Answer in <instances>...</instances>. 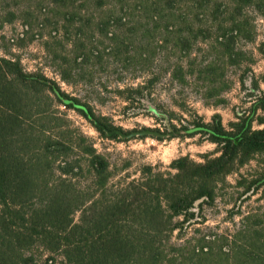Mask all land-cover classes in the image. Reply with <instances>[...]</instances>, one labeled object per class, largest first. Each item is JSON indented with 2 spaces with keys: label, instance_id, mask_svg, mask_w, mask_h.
<instances>
[{
  "label": "trees",
  "instance_id": "1",
  "mask_svg": "<svg viewBox=\"0 0 264 264\" xmlns=\"http://www.w3.org/2000/svg\"><path fill=\"white\" fill-rule=\"evenodd\" d=\"M23 1H0V15L9 23L23 15L24 35L38 23L52 26L49 36L39 37L63 81L91 84L87 68L93 61L118 68L120 81L148 77L117 90L128 101L156 82L158 64L185 86L203 73L215 84L219 70L224 76L226 67L251 69L254 61L240 44L255 40L253 28L234 0ZM242 2L264 18L263 0ZM258 50L264 55V42ZM260 81L253 76L259 95L229 126L219 114L193 123L195 133L217 144L218 155L203 154L202 162L181 156L169 171L147 164L139 178L113 182L108 158L86 137L75 145L56 132L52 107L78 110L102 133L117 127L56 80L0 55V264H57V255L67 264H264V217L258 214L243 215L236 232L222 235L227 247L213 245V234L183 238L190 225L204 221V205H214L230 174H239L236 187L243 195L264 187ZM253 161L255 173L240 172ZM176 232L184 241H174ZM35 248L46 252L41 262Z\"/></svg>",
  "mask_w": 264,
  "mask_h": 264
},
{
  "label": "rangeland",
  "instance_id": "2",
  "mask_svg": "<svg viewBox=\"0 0 264 264\" xmlns=\"http://www.w3.org/2000/svg\"><path fill=\"white\" fill-rule=\"evenodd\" d=\"M234 1L241 6L239 15L249 21L248 29L253 28L255 40L242 41L240 44L248 51L249 56H253L254 61L248 65L251 69L226 67L224 76H221L222 69L219 70L217 76L219 81L215 84L211 83L207 74L203 73L183 86L166 72V65L158 64L153 69L154 72H158L156 82L144 93H134L132 95L134 101H128L125 97L127 93L120 95L117 90L127 86L135 88L148 77H128L125 81H120L118 68L101 65L95 61L92 62V67L87 68L91 84L67 83L62 80L58 69L50 65L43 47L45 39L41 40L39 37L42 33L49 36L54 29L50 25L43 29L38 23L33 32L24 35L26 28L22 25L23 15L12 23L4 22L3 15H0V55L19 58L28 72H42L56 80L62 90L82 102L91 104L97 115L104 116L109 123L124 132L144 129L161 131L163 136L134 135L129 138L118 133L117 135L102 133L78 110L67 108L61 103H56L52 107V110L57 111L56 132H60L61 137L75 145L78 142L82 144L81 137H86L88 143L93 144L99 153L108 158L114 173L113 182L131 180L139 178L141 168L147 164L157 166L161 171H169L171 162L181 156L189 155L193 160L202 162L203 154L218 155L217 144L209 141L206 136L195 133L193 123L212 122L214 116L219 114L223 124L229 126L231 121L236 120V113L242 114L249 110L252 96L259 95V92L253 88V76L261 80L260 88L264 92V55L258 50L264 42V18L253 6L242 0ZM27 3V0L23 1L24 6ZM243 74H245L244 84L240 81ZM209 89L210 95L207 93ZM38 96L42 97L41 107L48 108L46 97L40 93ZM219 98H222L224 103L217 105ZM257 116H264V111L259 110ZM32 123L34 126L39 124L34 121ZM255 127L259 126L255 124ZM74 154L79 155V152L74 151ZM255 168L256 162L253 161L244 166L240 172L253 174ZM239 178L238 173L227 177V185L219 191L214 205H204L201 211V218L204 217V221L190 225L185 230L184 239L213 234L211 237L213 245L227 247L222 235L230 236L236 232L243 215L252 213L264 217V187L256 194L243 195L242 189L236 187ZM83 182L87 184L85 178ZM79 214H76V220ZM176 235L177 232L175 242L184 241L176 238ZM45 254L43 249L35 248L39 262L46 257ZM56 258L57 264H67L62 255H57Z\"/></svg>",
  "mask_w": 264,
  "mask_h": 264
},
{
  "label": "water",
  "instance_id": "3",
  "mask_svg": "<svg viewBox=\"0 0 264 264\" xmlns=\"http://www.w3.org/2000/svg\"><path fill=\"white\" fill-rule=\"evenodd\" d=\"M110 134H114V133H118L123 137H132L134 135H155V136H163V133L161 131L158 130H153V129H144V130H140V131H133V132H124L121 129H114L112 131H108Z\"/></svg>",
  "mask_w": 264,
  "mask_h": 264
}]
</instances>
